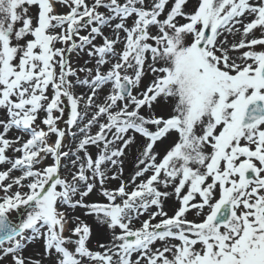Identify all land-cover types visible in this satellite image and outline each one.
I'll use <instances>...</instances> for the list:
<instances>
[{"label":"snow or ice","instance_id":"1","mask_svg":"<svg viewBox=\"0 0 264 264\" xmlns=\"http://www.w3.org/2000/svg\"><path fill=\"white\" fill-rule=\"evenodd\" d=\"M0 264H264V0H0Z\"/></svg>","mask_w":264,"mask_h":264}]
</instances>
